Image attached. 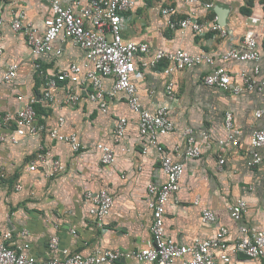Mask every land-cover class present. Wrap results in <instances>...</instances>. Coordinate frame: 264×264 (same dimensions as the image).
<instances>
[{"label":"crops","instance_id":"obj_1","mask_svg":"<svg viewBox=\"0 0 264 264\" xmlns=\"http://www.w3.org/2000/svg\"><path fill=\"white\" fill-rule=\"evenodd\" d=\"M63 5L69 0H60ZM87 5L89 0H77ZM134 7L125 14L121 36L125 41L147 44L152 50L161 48L173 52L181 49L190 55L206 54L221 65L222 53L229 49H240L247 31L260 39L264 32V0H214V7L204 11L196 3L187 5L178 0H132ZM174 8L178 17L194 12L207 19L215 18L225 28V37L206 32L194 34L190 31H170L166 18L160 10ZM19 12L23 19L32 22L44 31V21L49 7L42 0H0V78L9 64L18 67L13 83L0 87V135L11 134L10 128L1 125L5 114H14L21 106L17 96L34 98L40 105L38 121L47 129L53 127L59 116L65 120L61 133H75L81 145L78 153L69 146L51 140L47 133L17 137V143L0 144V241L7 247L33 257L35 264H48L53 255L47 250L52 236L59 239L61 248L71 253L88 255L99 249L130 252L152 245L150 235L151 212L148 209L147 185H161L165 179L160 169V155L153 148L142 154L145 140L138 134L137 117L127 107L122 95L109 101L105 114L97 106L82 100L73 107H62L63 85L55 90L56 102L52 106L41 103V79L34 69L38 62L43 71L70 63L81 64L83 54L69 42L54 43L60 47L59 57L45 55L39 59L31 56L21 32H13L9 22ZM256 19L252 24L250 19ZM260 76L264 80V47L261 48ZM251 64L228 67L247 68ZM209 71L206 66H189L176 71L166 63L154 69H146L132 78L139 103L150 112L164 107L174 123L175 130L159 136L165 149L184 146L183 131L191 128L202 143L199 158L182 161L184 173L179 190L166 203L164 214L165 233L181 245H190L195 239L213 237L220 226L228 229L224 241L212 251L215 260L219 256L230 257L231 264H264V257L249 259L233 256L232 248L238 237L237 226L228 209L237 200L246 204L241 223L264 232V165L250 168L252 133L264 129V115L257 119L255 112L264 111V89L244 91L233 95L228 91L203 84V76ZM173 82L174 97L169 99L165 86ZM105 90L111 86L109 79L103 80ZM232 113L233 124L239 130L238 145L232 146L224 127V114ZM128 121L122 140L112 144L111 130L116 119ZM206 132L209 145L203 144L200 134ZM224 143V149L217 147ZM111 146L112 163L102 166L99 162L101 149ZM43 149L47 161L42 169L28 172L27 166L35 154ZM225 164L216 170L217 157ZM53 159L60 161V169L53 177H47ZM16 183L21 189L16 191ZM105 189L113 198L112 207L104 220V229L95 226L83 200L86 190ZM197 198L198 205H193ZM209 210L216 222L203 225L201 211ZM26 231V233H22ZM27 248H24V246ZM109 264H144L131 260H120Z\"/></svg>","mask_w":264,"mask_h":264},{"label":"built area","instance_id":"obj_2","mask_svg":"<svg viewBox=\"0 0 264 264\" xmlns=\"http://www.w3.org/2000/svg\"><path fill=\"white\" fill-rule=\"evenodd\" d=\"M49 7V15L44 21V31L41 32L32 22L24 20L23 12H19L9 22V28L13 32H21L25 38L27 47L33 58L39 59L45 55L59 57L62 53L60 47L54 43L65 44L69 42L83 54L82 63H70L64 66L54 67L43 71L38 62H34V69L41 79V103L52 106L56 102L55 90L58 84L63 85L64 97L62 107H73L82 100V95L87 101L97 106L100 113L105 114L109 101L122 95L128 109L137 117L136 127L138 134L144 138L145 146L142 154H147L148 148H153L160 155V169L164 176L161 185L149 184L146 192L148 196L147 206L151 212L150 235L152 245L150 248L120 252L119 250L99 249L94 253L83 255L71 253L61 248L59 239L52 236L47 244V250L53 255L47 261L48 264H109L120 260H131L144 264H231L228 256L221 255L215 260L212 254L228 234V229L220 226L217 233L206 240L195 238L190 245H181L173 241L165 233L164 214L166 203L178 190L184 173L182 161H189L200 157L202 143L191 128L183 131L184 146L181 150L178 145L172 149H165L159 142V136L172 133L175 130L174 123L169 118L166 108L158 107L150 112L141 107L132 78L146 69H154L159 63L166 62L172 65L176 71L185 70L189 66H206L209 71L203 76V84L207 87H216L228 91L233 95L247 91H261L264 89V80L260 76V62L262 58L261 48L264 47V32L260 39L255 38L252 31H247L242 39L240 49H229L221 54L223 64H216L212 56L206 54L190 55L181 49L173 52L164 51L161 48L151 49L147 44L125 41L122 36V26L125 14L134 7L132 0H89L87 5H81L77 0H69V4L63 5L60 0H42ZM187 5L198 3L204 11H210L214 7V0H178ZM162 17L166 18V26L170 31H190L194 34L211 32L219 37H225L227 32L214 17L207 19L194 12H188L178 17V12L171 7L160 10ZM252 24L256 19H250ZM4 20L0 19V29ZM0 40L2 36L0 34ZM2 50L0 49V58ZM251 64L250 72L247 68L234 69L229 64ZM16 64L7 65L0 78V87L14 82L17 77ZM109 79L111 86L105 90L103 80ZM165 93L169 99L174 97L173 82L165 86ZM20 107L14 114H5L1 125L11 129L8 136L0 135V144L15 145L17 137L24 135H36L47 133L48 137L57 142L69 146L72 153H78L81 145L75 133L63 134L61 129L65 120L59 116L53 127H47L37 119L35 99H25L17 96ZM264 111L257 110L255 118L259 119ZM128 121L120 117L115 120L112 130V144H118L126 131ZM224 127L228 134V140L232 146L238 145L239 130L233 124L232 113L224 114ZM200 139L205 145L211 143L210 136L204 132ZM217 147L224 149V143L217 141ZM47 153L40 149L27 166V171L32 173L42 169L47 161ZM113 150L111 146L101 149L99 162L102 166L112 163ZM225 159L217 157L216 170L221 171ZM264 165V129H257L252 133L250 160L247 166L250 168ZM60 169V161L53 159L47 177L55 176ZM16 191L21 185L16 183ZM83 200L87 204L88 214L93 218L95 226L104 229V220L112 207L113 198L105 189L97 191L86 190ZM193 205H198L197 198ZM230 218L238 223V237L232 248L233 256L245 255L249 259L264 257V232L255 227H249L241 223L246 204L243 200H237L229 209ZM200 221L203 225L216 222L215 216L207 209L201 211ZM22 233H26L23 231ZM24 248H27L25 245ZM33 257L24 252H17L7 247L0 241V264H35Z\"/></svg>","mask_w":264,"mask_h":264},{"label":"trees","instance_id":"obj_3","mask_svg":"<svg viewBox=\"0 0 264 264\" xmlns=\"http://www.w3.org/2000/svg\"><path fill=\"white\" fill-rule=\"evenodd\" d=\"M35 110H36V112L38 113L39 112V109H40V105L39 104H35Z\"/></svg>","mask_w":264,"mask_h":264},{"label":"water","instance_id":"obj_4","mask_svg":"<svg viewBox=\"0 0 264 264\" xmlns=\"http://www.w3.org/2000/svg\"><path fill=\"white\" fill-rule=\"evenodd\" d=\"M240 256L247 258L245 255H240Z\"/></svg>","mask_w":264,"mask_h":264}]
</instances>
